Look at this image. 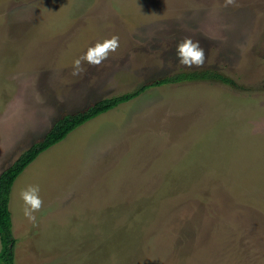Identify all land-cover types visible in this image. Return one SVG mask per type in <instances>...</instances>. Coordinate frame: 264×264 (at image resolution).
I'll use <instances>...</instances> for the list:
<instances>
[{
	"label": "rangeland",
	"instance_id": "obj_1",
	"mask_svg": "<svg viewBox=\"0 0 264 264\" xmlns=\"http://www.w3.org/2000/svg\"><path fill=\"white\" fill-rule=\"evenodd\" d=\"M185 38L202 67L177 63ZM181 71L203 76L87 121L15 179L16 264H264V0H0V173L62 116Z\"/></svg>",
	"mask_w": 264,
	"mask_h": 264
},
{
	"label": "trees",
	"instance_id": "obj_2",
	"mask_svg": "<svg viewBox=\"0 0 264 264\" xmlns=\"http://www.w3.org/2000/svg\"><path fill=\"white\" fill-rule=\"evenodd\" d=\"M202 76V72L191 73L181 71L172 80L167 77L155 78L126 92L101 99L80 111L64 115L56 120L53 126L38 142L33 144L11 166L0 173V264H16L14 252L16 239L13 236V222L10 210L11 190L15 179L38 155L62 141L77 127L119 105L139 97L147 89L158 87L169 82L196 80Z\"/></svg>",
	"mask_w": 264,
	"mask_h": 264
},
{
	"label": "clouds",
	"instance_id": "obj_3",
	"mask_svg": "<svg viewBox=\"0 0 264 264\" xmlns=\"http://www.w3.org/2000/svg\"><path fill=\"white\" fill-rule=\"evenodd\" d=\"M230 3H232V0H226V6ZM118 46L119 38L117 36H112L109 39L89 47L83 56L73 62L74 75L79 74L83 62H87L90 65H99L107 59L109 53L114 52ZM175 59L182 67L190 69L199 68L204 65L206 55L198 40L185 38L178 42L175 47ZM19 197L23 201V215L35 224L37 217L34 213L41 209L43 203L40 198L39 185H29L27 188L20 191Z\"/></svg>",
	"mask_w": 264,
	"mask_h": 264
}]
</instances>
